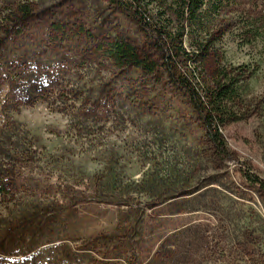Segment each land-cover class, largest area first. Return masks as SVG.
<instances>
[{
    "label": "rangeland",
    "instance_id": "obj_1",
    "mask_svg": "<svg viewBox=\"0 0 264 264\" xmlns=\"http://www.w3.org/2000/svg\"><path fill=\"white\" fill-rule=\"evenodd\" d=\"M250 2L226 8L211 32L224 68H257L248 80L243 120L221 128L229 154L221 160L209 149L182 93L163 77L121 73L108 62L103 51L110 33L143 42L132 23L103 0H34L46 28L60 15L62 20L55 23L58 30L45 34L44 53L26 58L19 68L33 80L32 71L40 70L49 87L75 101L97 99L99 104H92L86 116L74 117L71 105L55 103L54 108L53 98L45 101L30 89L29 102L6 101L0 119L10 127L18 122L21 130L41 138L45 154L29 174L37 186L50 178L47 157L61 156L63 148L73 147L68 158L74 173L87 176L101 173V150L117 153L121 201L93 194L74 202L69 217L56 224L48 214L35 250L39 254L32 259L27 258L32 254H0V264H264V192L242 174L250 171L264 179V44L247 46L240 35ZM87 35L92 43L85 42ZM74 122L83 137L77 143L68 137ZM5 128L0 129V157L9 154L3 153L10 143ZM18 193L0 200V213L19 203ZM48 201L42 196L40 206ZM123 225L132 232L119 239L113 231ZM195 227L201 234L196 232L191 242L180 240ZM61 231L65 236L58 237ZM61 252L65 261L57 260Z\"/></svg>",
    "mask_w": 264,
    "mask_h": 264
},
{
    "label": "trees",
    "instance_id": "obj_2",
    "mask_svg": "<svg viewBox=\"0 0 264 264\" xmlns=\"http://www.w3.org/2000/svg\"><path fill=\"white\" fill-rule=\"evenodd\" d=\"M103 1L110 11L132 23L143 38V42L137 43L116 32L110 33V41L103 51L108 62L121 73H141L149 77L156 76L157 79L163 77L169 86L186 97L214 156L227 160L229 154L221 128L233 121L243 120L248 80L254 76L257 68L250 69L247 65L224 68L221 60L215 56L216 40L211 39V32L220 14L226 8L236 7L243 0ZM250 1L249 14L243 16L244 21L240 20L243 22L240 35L247 46L258 41L264 44V0ZM36 11L34 0H0V116H3V104L13 98L21 105H26L31 98V89L40 93L45 101L47 97L53 98L51 105H71L74 117H84L93 110L92 104H99L97 99L89 102L77 97L75 101L74 97L70 98L68 94L57 92L53 86L49 87L47 76L42 75L40 70L32 71L33 80L27 75L26 69L23 71L19 68L26 58L33 59L37 54L44 53L45 34L58 30L55 23L62 20L60 15L56 22H46V28L42 16ZM86 41L87 44L92 43L89 36ZM28 84H32V87L27 88ZM44 92L46 94L43 96ZM57 104L54 108L58 107ZM79 119L82 118L76 121L81 122ZM0 120V129L6 127L7 134L4 136L10 142L3 151L9 154L0 157V200L17 192L21 195L17 198L19 203L12 208L6 207L5 214L0 213L1 256L15 258L21 254H32L27 257L32 259L39 254V250H35L40 248V231L45 225V217L52 215L55 220L51 219V222L56 224V219L69 217L74 202L81 203L93 194H109L117 203L121 201L117 179L121 166L118 165L117 153L101 150L99 153L104 163L101 173L87 176L79 172L83 177L76 180L75 176L79 175L74 173L76 169L68 158L69 154L75 153L73 147L63 148L62 158L57 154L47 155L50 170L47 174L50 178H43L39 181L42 186H37L33 182V174H29L33 164L41 161L45 154L41 138L21 130L18 122L10 127L3 118ZM74 124L76 127L71 125L68 129V137H73L77 143L83 137L80 123ZM242 174L250 186L264 192L263 178L250 171ZM42 196H47L49 201L40 206ZM62 222L64 225V220ZM199 231L197 227L190 229L180 240L191 242ZM131 232L132 229L127 225H123L120 232L113 231L119 239L129 237ZM60 234L58 237L65 236L64 231ZM62 254L58 255L57 260L65 261Z\"/></svg>",
    "mask_w": 264,
    "mask_h": 264
}]
</instances>
